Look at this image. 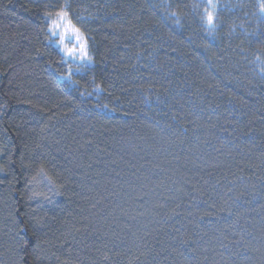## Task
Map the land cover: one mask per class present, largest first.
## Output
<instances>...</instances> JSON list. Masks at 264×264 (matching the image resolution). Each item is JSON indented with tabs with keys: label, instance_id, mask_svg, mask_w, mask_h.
<instances>
[{
	"label": "trees",
	"instance_id": "1",
	"mask_svg": "<svg viewBox=\"0 0 264 264\" xmlns=\"http://www.w3.org/2000/svg\"><path fill=\"white\" fill-rule=\"evenodd\" d=\"M0 264H264V0H0Z\"/></svg>",
	"mask_w": 264,
	"mask_h": 264
},
{
	"label": "rangeland",
	"instance_id": "2",
	"mask_svg": "<svg viewBox=\"0 0 264 264\" xmlns=\"http://www.w3.org/2000/svg\"><path fill=\"white\" fill-rule=\"evenodd\" d=\"M60 11L68 14L67 22L59 21L58 12L48 16L49 32L53 44L62 53L66 64V72L61 75V79L74 85V75L86 72L90 67L94 66V60L87 35L73 22L67 9L64 8ZM54 21L60 26H55ZM211 21L212 19L208 20L209 23H212ZM68 23L77 30L75 33L71 29L65 32ZM95 92L100 94L101 90L96 88Z\"/></svg>",
	"mask_w": 264,
	"mask_h": 264
},
{
	"label": "snow or ice",
	"instance_id": "3",
	"mask_svg": "<svg viewBox=\"0 0 264 264\" xmlns=\"http://www.w3.org/2000/svg\"><path fill=\"white\" fill-rule=\"evenodd\" d=\"M57 15H58V18H59V21H60V22H67V15H68V14H67L66 12H64V11H60V12L57 13ZM209 20H211V17H209ZM53 23H54V25L57 26V27L60 26L59 24L56 23V21H54ZM69 29H71V31H72L73 33H75V32L77 31L75 28H73V27L71 26L70 23H68L67 27L65 28V32H67Z\"/></svg>",
	"mask_w": 264,
	"mask_h": 264
}]
</instances>
